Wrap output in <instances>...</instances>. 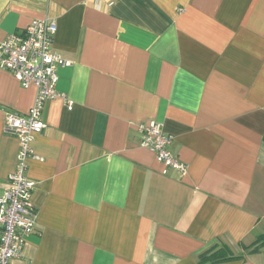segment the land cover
<instances>
[{"label": "crops", "instance_id": "0c3cea01", "mask_svg": "<svg viewBox=\"0 0 264 264\" xmlns=\"http://www.w3.org/2000/svg\"><path fill=\"white\" fill-rule=\"evenodd\" d=\"M111 2L108 4V2ZM54 18L58 69L26 175L36 226L10 264H198L264 232V0H0V41ZM36 90L0 69V192ZM155 120L181 175L140 145ZM217 264H264L257 252Z\"/></svg>", "mask_w": 264, "mask_h": 264}, {"label": "built area", "instance_id": "2783aa9c", "mask_svg": "<svg viewBox=\"0 0 264 264\" xmlns=\"http://www.w3.org/2000/svg\"><path fill=\"white\" fill-rule=\"evenodd\" d=\"M56 30L54 18H37L22 32L9 33L0 41V69L10 72L22 87L33 86L36 90L26 114L4 111V131L18 139L19 149L15 170L8 176L9 186L0 192V264H10L22 255L26 239L36 226L37 211L31 201L36 183L28 178L26 170L28 160L35 157L31 142L46 127L45 106L56 97H62L68 109L72 106L56 88L58 69L72 64L53 48ZM137 128L140 145L153 153L161 173L167 174L170 169L181 175L187 172V164L171 150L174 137L164 131L161 123L150 120Z\"/></svg>", "mask_w": 264, "mask_h": 264}, {"label": "trees", "instance_id": "16d2710c", "mask_svg": "<svg viewBox=\"0 0 264 264\" xmlns=\"http://www.w3.org/2000/svg\"><path fill=\"white\" fill-rule=\"evenodd\" d=\"M263 245L264 232L259 234L253 243L242 245V252L240 253H235L228 244L218 241L199 253L197 255V262L198 264H217L233 259H242L246 254L257 252L259 247Z\"/></svg>", "mask_w": 264, "mask_h": 264}]
</instances>
